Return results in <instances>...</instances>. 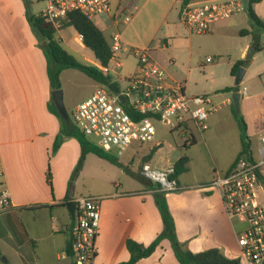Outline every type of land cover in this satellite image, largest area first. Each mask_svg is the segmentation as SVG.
I'll return each mask as SVG.
<instances>
[{"label": "crops", "instance_id": "crops-1", "mask_svg": "<svg viewBox=\"0 0 264 264\" xmlns=\"http://www.w3.org/2000/svg\"><path fill=\"white\" fill-rule=\"evenodd\" d=\"M182 1L119 0L113 4L114 8H123L132 15L128 25L119 27L124 45L118 69L121 75L129 77L137 71L138 58L134 50L146 48L151 59L165 70L167 81L180 83L182 72H178V64L187 54L190 74L193 53L199 48L197 38L203 36L211 37L218 57H228L231 69L236 62L246 60L250 46H254L255 51L256 45L262 49L254 38L259 27L249 17L247 0H238L243 3L244 11L217 23L208 34H192L184 27L180 21ZM196 1L201 5L228 0H192V3ZM43 8L42 3L29 0H0V184L7 190L11 201V208L0 213V251L5 264H70V228L74 216L69 211L70 205L64 202L74 203L80 197L93 195L101 197L95 264H119L129 260L127 240L149 245L163 231L154 199L159 188H153L151 185L157 184L141 176L140 168L144 163L162 170L186 154L189 157L187 171L178 180L182 187H194L226 173L236 160L241 145L239 152L224 165L215 160L213 173H193L192 180L186 176L194 168L192 150L199 140L191 126L189 134L195 138V145L185 147V139L175 160L164 166L152 165L156 147L139 154L144 144L132 145L127 152L137 146L135 153L127 155L126 152L119 158L121 166L92 153L86 154L79 166L83 151L81 144L76 137L67 134L64 122L52 111L55 90L48 76L46 40L29 21L30 15H38ZM253 9L263 20L264 0L254 4ZM175 15L178 20H174ZM102 23L109 38L102 32L110 44L108 39L116 27L109 19ZM67 28L58 30L55 35L63 49L79 62L98 67L100 64L94 54L85 47L76 31L68 39L64 33ZM241 31H248V34L241 35ZM72 40L78 50L71 47ZM231 51H235L234 56ZM130 60L134 61L132 69L126 66ZM203 65L200 59L199 67ZM77 72L80 71L66 69L60 75L66 119H70L65 107L69 100V77L83 79L91 87V91L79 99L80 102L101 85ZM238 92L240 107L248 104L251 97ZM217 96H221L219 103L223 106L231 105L232 99L224 97L226 92L215 91L210 97ZM211 116L206 131L200 133L195 128L204 142L213 122ZM57 142L59 145L55 149ZM144 156H148L147 161L142 163ZM136 157L140 159L138 165L135 164ZM165 195L178 240L185 249L198 253L218 248L227 257L240 259L237 233L244 225L228 218L218 192L187 188ZM138 264L180 263L170 242L163 240L150 257Z\"/></svg>", "mask_w": 264, "mask_h": 264}, {"label": "built area", "instance_id": "built-area-1", "mask_svg": "<svg viewBox=\"0 0 264 264\" xmlns=\"http://www.w3.org/2000/svg\"><path fill=\"white\" fill-rule=\"evenodd\" d=\"M29 1L44 5L37 16L57 31L63 28L72 12H80L94 22L109 19L116 27L110 37L112 56L109 64L97 67L111 80L101 84L92 95L78 103L71 113L74 126L86 139L94 137L95 142L92 143L98 148L119 159L134 144L153 143L157 135L155 121L164 122L173 130L183 128L186 122L192 123L200 133L207 130V120L218 107L208 95L188 97L182 83H169L165 70L151 59L149 49L134 50L138 65L132 76L125 77L118 72L124 49L119 27L131 22L130 12L120 7L114 8L112 0ZM244 9L243 3L238 0L201 5L189 3L181 7L180 21L192 34H208L217 23L232 18ZM207 61L212 59L208 58ZM110 83L116 84L117 92L108 88ZM241 93L246 95V87ZM121 98L125 99L124 103ZM140 115L145 117L140 119ZM259 153L260 159L254 156L252 159L247 156L236 158L226 173L194 187L180 185L173 164L159 170L144 163L140 174L159 184V190L164 193L187 188L218 192L228 218L244 225L237 233L241 264H264V133ZM1 186L0 213L11 208L9 194ZM100 203L101 197L93 195L80 197L74 202L70 264H95Z\"/></svg>", "mask_w": 264, "mask_h": 264}, {"label": "rangeland", "instance_id": "rangeland-1", "mask_svg": "<svg viewBox=\"0 0 264 264\" xmlns=\"http://www.w3.org/2000/svg\"><path fill=\"white\" fill-rule=\"evenodd\" d=\"M118 1L119 0H112L113 4H116ZM191 4L199 5L200 3H197V1L192 3L191 1ZM177 10L178 8L175 9V11ZM172 18L173 17H171L170 20H172ZM174 20H178L177 15H175ZM95 24L101 31H104L107 38H109V34L105 30V25L99 20H96ZM257 29L258 33L254 35V38L256 42L261 45L262 49L260 51H255L250 59L245 60L246 64L244 69L246 74L239 85L235 84V77L231 76V65L228 64V57L225 56V58L221 59L216 55V49L213 47V44H211V37L203 36L197 38L199 48L193 53L190 74H188L189 62L187 54L183 56L177 67L178 72H182L179 76V81L185 86V92L188 97L204 94L211 96L214 95L215 91L224 92L226 88L234 89L238 87L239 91H242L243 87H246L247 95L251 97L250 102L246 105H241L240 110L236 111L233 103L232 91L226 92V96H224L232 99L230 106H223L219 103L221 96H217L216 98L210 97L218 109L211 116L213 122L210 129L207 131L205 142L202 141L199 134L195 132L196 129L192 123H184L182 125L183 130H173L166 123L155 121L154 125L157 130L155 142L144 144L142 150L140 152L138 151L139 154L148 152L150 148L156 147V151L152 154V165L155 163H158L160 166L166 165L168 162L175 160L177 153L183 149L185 139H188L190 136L189 132L191 126V130H195L194 133L198 136L199 144L192 150L194 168L186 177L192 180L194 176L193 173L202 172L203 175L207 171L208 174H211L213 173L212 165L215 163V160L220 165H224L226 161L235 156L240 150L241 131L240 124L236 118V116H238L242 117L247 124V134L252 142L253 156L256 159H260V140L264 132V30L261 28ZM74 31L72 27H68L64 33L69 39L70 36L75 33ZM108 40L110 41V39ZM70 45L78 50V45L74 40L70 42ZM250 47L246 51V55ZM231 55L234 56L235 51H231ZM208 57H210L212 61L206 62ZM200 59L204 63L201 67H199ZM126 66L132 69L134 67V61H128ZM77 73L89 79L84 73ZM90 91L91 87L85 80L79 79L78 77H69L67 83L69 100L65 107L70 115V119L72 111L78 102H80L79 99L86 96ZM208 124L209 122L207 125ZM88 139L93 143L95 142L94 137ZM136 147L137 146H135V148ZM135 148H131V150L127 152V155L135 153ZM147 157L148 156H144L142 158V163L147 161ZM139 161V157H136L135 164L138 165ZM151 186L153 188L157 187L154 184ZM0 264H5L2 258L0 259Z\"/></svg>", "mask_w": 264, "mask_h": 264}, {"label": "trees", "instance_id": "trees-1", "mask_svg": "<svg viewBox=\"0 0 264 264\" xmlns=\"http://www.w3.org/2000/svg\"><path fill=\"white\" fill-rule=\"evenodd\" d=\"M192 0H183L182 6L187 5ZM248 1V14L252 22L259 28L264 30V21L256 14L253 9V5L261 2L262 0H247ZM68 21L65 23L64 27H72L81 37L83 44L87 49H89L93 54L97 62L103 66H107L112 56V52L109 43L104 36L103 32L97 27L94 21L87 19L80 12H72L68 16ZM29 21L31 25L44 37L46 40L44 49L45 54L48 58V76L50 84L53 90L61 89L60 75L63 70L75 69L78 70L94 81L105 84L111 80L110 76H104L102 72L95 66L85 65L79 62L74 56L69 54L60 43L56 40L55 35L57 30L50 24L46 23L40 16L30 15ZM241 35L248 34V31H241ZM259 49V45L257 46ZM246 64L245 60H240L234 64L231 69V76L236 77L240 67ZM238 92V87L236 88H226L224 92ZM239 93V92H238ZM52 111L59 116L66 126V132L69 136L76 137L82 147V156L80 159L79 166L82 164L86 154H94L101 159L107 160L111 164L116 166H121L117 157L104 152L102 149L98 148L85 136H83L78 129L74 126L70 119H66L63 115L59 113L54 103H52ZM66 116H68L66 114ZM145 115H140L138 118L142 119ZM240 124V145L241 150L237 156H247L248 158H253L252 142L247 134V124L242 117L236 116ZM196 140L190 136L185 147H190L195 145ZM59 145L57 142L54 146L56 149ZM155 151L152 149V152ZM189 162V157L184 154L175 163L176 177L179 178L180 175L187 171V164ZM166 193L161 192L159 189L154 194L155 203L160 212L163 231L156 237V239L149 245H144L138 243L132 239L127 240L126 247L129 252V260L121 262L119 264H138L140 260L150 257L160 246L163 240H168L171 244L172 250L177 261L180 264H241L238 258H229L223 254V252L218 248H212L202 252L194 253L184 248L177 237L176 224L174 218L172 217L167 199ZM64 204L73 205L74 203L65 201ZM2 257L0 251V259Z\"/></svg>", "mask_w": 264, "mask_h": 264}, {"label": "water", "instance_id": "water-1", "mask_svg": "<svg viewBox=\"0 0 264 264\" xmlns=\"http://www.w3.org/2000/svg\"><path fill=\"white\" fill-rule=\"evenodd\" d=\"M254 52H255V47L254 46L250 47V49L246 55V59H250V57L252 56V54ZM244 74H245L244 67H240L238 70V73L236 75V80H235L236 85H239L241 83V81L244 77ZM108 88L113 92L118 91L117 86L114 83L108 84ZM62 95H63V93L61 90L54 91L53 100H54V104H55L56 108L58 109L59 113L67 118L66 111L64 108V104H63ZM121 101L124 103L125 99L121 98ZM233 103H234L236 111H239L240 110V93H238V92L233 93ZM157 187L159 188L160 185L157 184ZM69 211H70L71 215L74 216V213H75V205L74 204L69 206ZM1 258L3 259V257H1Z\"/></svg>", "mask_w": 264, "mask_h": 264}]
</instances>
